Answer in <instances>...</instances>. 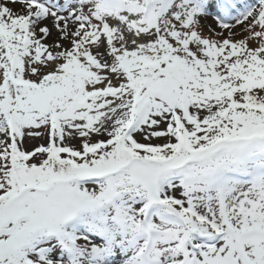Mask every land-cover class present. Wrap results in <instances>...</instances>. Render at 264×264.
<instances>
[{
    "label": "snow or ice",
    "instance_id": "6c2138e0",
    "mask_svg": "<svg viewBox=\"0 0 264 264\" xmlns=\"http://www.w3.org/2000/svg\"><path fill=\"white\" fill-rule=\"evenodd\" d=\"M0 264H264V0H0Z\"/></svg>",
    "mask_w": 264,
    "mask_h": 264
}]
</instances>
